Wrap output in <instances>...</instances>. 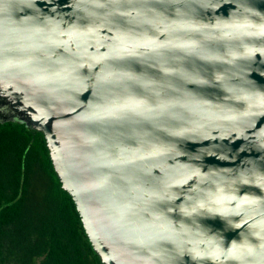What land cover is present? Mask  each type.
Wrapping results in <instances>:
<instances>
[{
    "label": "water",
    "instance_id": "95a60500",
    "mask_svg": "<svg viewBox=\"0 0 264 264\" xmlns=\"http://www.w3.org/2000/svg\"><path fill=\"white\" fill-rule=\"evenodd\" d=\"M4 96L102 264H264V0H0Z\"/></svg>",
    "mask_w": 264,
    "mask_h": 264
},
{
    "label": "trees",
    "instance_id": "16d2710c",
    "mask_svg": "<svg viewBox=\"0 0 264 264\" xmlns=\"http://www.w3.org/2000/svg\"><path fill=\"white\" fill-rule=\"evenodd\" d=\"M0 264H102L40 132L0 123Z\"/></svg>",
    "mask_w": 264,
    "mask_h": 264
},
{
    "label": "flooded vegetation",
    "instance_id": "af4514ba",
    "mask_svg": "<svg viewBox=\"0 0 264 264\" xmlns=\"http://www.w3.org/2000/svg\"><path fill=\"white\" fill-rule=\"evenodd\" d=\"M0 123H17L25 126L21 121H19L22 116L19 111L20 105L15 99L9 96L1 97L0 99ZM26 127V126H25Z\"/></svg>",
    "mask_w": 264,
    "mask_h": 264
}]
</instances>
